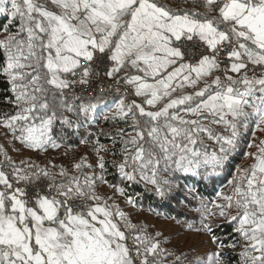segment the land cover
<instances>
[{
    "label": "snow or ice",
    "instance_id": "snow-or-ice-1",
    "mask_svg": "<svg viewBox=\"0 0 264 264\" xmlns=\"http://www.w3.org/2000/svg\"><path fill=\"white\" fill-rule=\"evenodd\" d=\"M0 16V264H264V0H0ZM224 173L216 199L186 183ZM141 183L200 240L136 221Z\"/></svg>",
    "mask_w": 264,
    "mask_h": 264
},
{
    "label": "trees",
    "instance_id": "trees-1",
    "mask_svg": "<svg viewBox=\"0 0 264 264\" xmlns=\"http://www.w3.org/2000/svg\"><path fill=\"white\" fill-rule=\"evenodd\" d=\"M7 23V21L4 19L3 16L0 17V31H2L3 26ZM14 30V29H13ZM7 85L4 83L2 79H0V99H3V96L5 95V88ZM2 107V105H0ZM104 126L103 121H101L98 125H95L93 127V131H98L100 127ZM75 139V138H73ZM101 141L105 142V138L101 137ZM69 143H72V141H69ZM211 150V148L209 149ZM61 151L59 150L58 154L54 158V163H67V161L62 157ZM80 154V147L77 150V155ZM38 163V161H36ZM43 164V163H42ZM246 164L245 159L241 155H237L235 159L232 161V166L230 167L229 171H231L233 174L235 172L236 166H243ZM107 179L110 183H119L118 177L115 174L114 170L110 168V174L107 176ZM231 179V176L228 175V173H224L220 177L213 178V181L211 182H201L199 178H191L187 180V183L194 182V187L202 193L206 198L208 199H214L216 192L218 190V187L221 185H224L227 183V180ZM183 181V178H182ZM122 187H125V185H121ZM127 194L130 196H133L135 199L138 200V203L143 206V209H149L150 207L157 210H163L164 214L167 215H173L176 216L178 213L182 212L183 209L176 204L175 201H172L170 204H165L160 202L157 198L152 196L149 192L145 191V186L141 183L139 185H132L126 187ZM196 204L195 201L192 202V205L190 207H194ZM180 219H196L198 220L199 217L195 213H189L187 215H180ZM143 222V221H140ZM226 226L223 227L220 232L221 234H226L227 231H229ZM232 264H236L235 260H232Z\"/></svg>",
    "mask_w": 264,
    "mask_h": 264
},
{
    "label": "rangeland",
    "instance_id": "rangeland-1",
    "mask_svg": "<svg viewBox=\"0 0 264 264\" xmlns=\"http://www.w3.org/2000/svg\"><path fill=\"white\" fill-rule=\"evenodd\" d=\"M0 135L2 136V132H0ZM3 137V136H2ZM249 139H251V137H249ZM1 143H5V145H8L4 139L1 140ZM17 147H19V144L17 142ZM9 148H11L10 145H8ZM246 150V149H245ZM85 153V149L83 148V146H81V151L80 152H83ZM59 150L57 151H52L50 150V155L48 154H44V153H41L39 155H37V157H34L33 159L35 161H38V163H44L45 162V159H50L52 161H54V158L55 156L58 154ZM24 153H28L29 155H31L32 153L31 152H28L27 150H25ZM35 154V153H34ZM31 157V156H30ZM90 160H91V157H90ZM246 162V161H245ZM247 163V162H246ZM182 182H185V181H182ZM187 183V182H186ZM190 186H194V182H190L188 183ZM109 188H107V186H102L101 187V192L102 193H105V190L107 191ZM221 189H223L224 191H227L228 190V185L227 183L224 184V185H221L218 187V190L217 192H219ZM214 199H216V195L214 197ZM147 216L150 217V219L152 221H154V223L158 224L159 226L161 227H165L167 230L171 231V233L173 234L172 236L177 240L178 243L181 244V246H186V243L188 244H191V243H196L200 240V238L194 236V235H191V234H187L185 233L181 227L177 224H175L174 221H170V220H164L162 216L158 217L154 214V212H149L148 209H144ZM156 212H160V213H163L164 214V211L163 210H157ZM160 230V229H158ZM165 234H168L167 232H165Z\"/></svg>",
    "mask_w": 264,
    "mask_h": 264
},
{
    "label": "crops",
    "instance_id": "crops-1",
    "mask_svg": "<svg viewBox=\"0 0 264 264\" xmlns=\"http://www.w3.org/2000/svg\"><path fill=\"white\" fill-rule=\"evenodd\" d=\"M2 139H3V137L0 135V143H1ZM5 146L8 147V145H5ZM80 151H81V147H80ZM10 154L13 155L14 158H18L17 154L12 152L11 150H10ZM80 154H84V151L80 152ZM34 157H37V155L34 154V153H32L31 155H29L28 153H24L22 158H25V159L31 158V159H33ZM100 191H101V189H100ZM105 193L107 195H112V190L111 189H108L107 191L105 190ZM115 199L117 200L118 203L121 204L122 208H125L126 211L130 210V206H127V205L124 204V202H123L124 198L123 197H115ZM132 214H133V216H134L136 221H143V222L149 223V224L153 225L156 229L163 230L164 232H167L168 234L171 233V231L167 230L165 227H161L158 224L154 223V221H152L149 216L145 215L146 212H145L144 209L139 211L138 213L137 212H133Z\"/></svg>",
    "mask_w": 264,
    "mask_h": 264
}]
</instances>
